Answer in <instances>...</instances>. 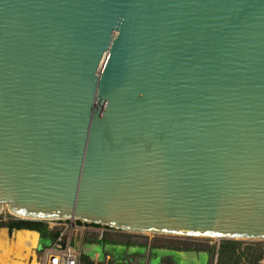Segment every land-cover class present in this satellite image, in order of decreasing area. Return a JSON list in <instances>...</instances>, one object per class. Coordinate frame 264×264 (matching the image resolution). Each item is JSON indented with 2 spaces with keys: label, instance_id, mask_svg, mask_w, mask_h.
Masks as SVG:
<instances>
[{
  "label": "water",
  "instance_id": "water-1",
  "mask_svg": "<svg viewBox=\"0 0 264 264\" xmlns=\"http://www.w3.org/2000/svg\"><path fill=\"white\" fill-rule=\"evenodd\" d=\"M3 205L264 240V0H0Z\"/></svg>",
  "mask_w": 264,
  "mask_h": 264
},
{
  "label": "rangeland",
  "instance_id": "rangeland-1",
  "mask_svg": "<svg viewBox=\"0 0 264 264\" xmlns=\"http://www.w3.org/2000/svg\"><path fill=\"white\" fill-rule=\"evenodd\" d=\"M7 217H12L6 207L3 205L0 210V221H3ZM50 227H54L52 222L49 223ZM0 229L5 230L6 243L0 248V264H33L32 259L34 254L37 257L39 245V236L36 233L35 246L29 249V252L24 250L18 251L13 244L8 242L11 239L12 233H8L7 229L0 227ZM28 231V230H26ZM34 232V231H31ZM68 238L71 240V245L74 250H78L85 253L86 246L84 244H91L89 241L94 240L92 244L97 243L100 246V251L103 254H112V259L116 264H119L120 256L124 254H132L134 264H165V256L169 255L171 252L162 247H180V248H193L197 247L200 249H209L210 253L206 254V262L199 261L197 256L190 252L179 251L174 254L177 258V264H211L213 259V254L219 243V239L212 238H197V237H185V236H169V235H152V234H128L120 232L114 229H104V228H94L85 227V229H79V231L73 233H66ZM8 236V237H7ZM104 241V243H102ZM245 243H260L262 253L261 259L257 264H264V240L254 241V240H242ZM101 243V244H99ZM255 245V244H254ZM10 246V247H9ZM12 246V247H11ZM46 246V245H45ZM95 250H93L94 252ZM22 252V253H21ZM181 252V253H180ZM87 254V253H86ZM137 254V255H136ZM17 256L19 258H17ZM101 256V255H100ZM6 257V258H5ZM191 257V258H190ZM6 260V261H5ZM14 260V261H13ZM101 261V260H99Z\"/></svg>",
  "mask_w": 264,
  "mask_h": 264
},
{
  "label": "trees",
  "instance_id": "trees-1",
  "mask_svg": "<svg viewBox=\"0 0 264 264\" xmlns=\"http://www.w3.org/2000/svg\"><path fill=\"white\" fill-rule=\"evenodd\" d=\"M76 223L80 224V222ZM85 226L94 227V228H104L109 229L107 227H102L93 224H86L82 223ZM0 227L7 229V232L10 234L13 231H20V230H28L34 231L39 236V245L45 246L48 245L56 236V230L54 228H48L45 221H30V220H20L14 219L12 217H7L3 221H0ZM91 244H84L86 246L85 253L80 251L79 254V263L80 264H93L91 253L93 250H99L100 246L94 240L89 241ZM104 243V241L102 242ZM101 244V243H99ZM255 244V245H254ZM260 243H245L241 240H225L221 239L217 245V248L213 254V260L211 264H257V262L261 259L262 253L261 247L259 246ZM162 249L171 251V252H205L210 253L211 250L209 249H200L197 247L193 248H180V247H162ZM101 252V251H100ZM87 253V254H86ZM132 254H124L120 256V263L119 264H134ZM137 255V254H136ZM165 264H177V259L174 257L167 255L164 257ZM100 264V263H98ZM108 264H116L115 261L112 259V254L110 253V259ZM140 264V263H138Z\"/></svg>",
  "mask_w": 264,
  "mask_h": 264
},
{
  "label": "built area",
  "instance_id": "built-area-1",
  "mask_svg": "<svg viewBox=\"0 0 264 264\" xmlns=\"http://www.w3.org/2000/svg\"><path fill=\"white\" fill-rule=\"evenodd\" d=\"M45 222L48 228H54L57 233L48 245L38 250L37 257L34 254L33 264H80V251L73 249L71 240L66 233H75L79 229H85V227L89 226H85L82 223L78 224L73 220H50ZM50 222H52L54 227L49 226ZM91 258L93 264H108L110 256L107 253L103 254L94 251L91 253Z\"/></svg>",
  "mask_w": 264,
  "mask_h": 264
},
{
  "label": "bare ground",
  "instance_id": "bare-ground-1",
  "mask_svg": "<svg viewBox=\"0 0 264 264\" xmlns=\"http://www.w3.org/2000/svg\"><path fill=\"white\" fill-rule=\"evenodd\" d=\"M4 206L6 207V205H4ZM144 234H146V233H144ZM212 239H215V238H212ZM35 241H36V233L31 232V231H26V230L15 231L14 234L12 235L11 239H8V242L9 243L11 242L13 244V246L16 249H18V251L24 250L26 253L29 252L30 248H33L35 246ZM5 243H6L5 230L0 229V248L2 250H3L2 244L4 245ZM17 258H19V257L17 256ZM19 259H21V258H19Z\"/></svg>",
  "mask_w": 264,
  "mask_h": 264
},
{
  "label": "crops",
  "instance_id": "crops-1",
  "mask_svg": "<svg viewBox=\"0 0 264 264\" xmlns=\"http://www.w3.org/2000/svg\"><path fill=\"white\" fill-rule=\"evenodd\" d=\"M101 250V249H100ZM204 250V249H203ZM95 252H99V253H102V252H100L99 250H95ZM178 253V252H177ZM181 253V252H180ZM188 253V252H187ZM190 253H193V254H195L196 256H197V258H198V260L199 261H204V262H206V254L207 253H205V252H197V253H195V252H190ZM174 254L175 253H169V255L170 256H172V257H174ZM179 254V253H178ZM175 259H177L176 257H174ZM191 258V257H190ZM213 260V259H212Z\"/></svg>",
  "mask_w": 264,
  "mask_h": 264
}]
</instances>
